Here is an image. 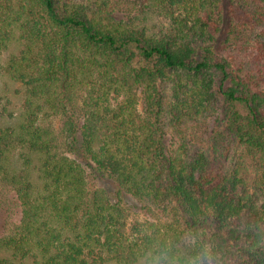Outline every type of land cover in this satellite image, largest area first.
<instances>
[{"label":"trees","instance_id":"trees-1","mask_svg":"<svg viewBox=\"0 0 264 264\" xmlns=\"http://www.w3.org/2000/svg\"><path fill=\"white\" fill-rule=\"evenodd\" d=\"M1 81L0 264H133L193 224L264 264V0H0Z\"/></svg>","mask_w":264,"mask_h":264},{"label":"clouds","instance_id":"clouds-1","mask_svg":"<svg viewBox=\"0 0 264 264\" xmlns=\"http://www.w3.org/2000/svg\"><path fill=\"white\" fill-rule=\"evenodd\" d=\"M133 264H226V257L214 235L193 224L154 227L134 253Z\"/></svg>","mask_w":264,"mask_h":264},{"label":"rangeland","instance_id":"rangeland-1","mask_svg":"<svg viewBox=\"0 0 264 264\" xmlns=\"http://www.w3.org/2000/svg\"><path fill=\"white\" fill-rule=\"evenodd\" d=\"M124 4H126V0H122ZM129 2H138L140 3L141 0H129ZM137 5V4H136ZM123 7L122 9L127 10L128 7H126L125 5H121L119 8ZM1 83V87H0V103L2 102V104L8 101V108L12 111L14 110L15 112H18V109L20 108V106L22 105L23 101V88L19 85V84H12V85H6L3 81L0 82ZM2 104H0V114L2 111ZM139 109L142 110L143 109V103L142 101H140L139 104ZM10 111H8V113H4V115L9 114ZM52 124H54V127L56 130L59 129L60 127V121L58 118H54L52 121H50ZM48 124V123H47ZM214 120L213 119H202L200 121H198L195 126H193V129L195 131H197L200 140L206 144L208 138L211 136L213 130H214ZM173 143L171 136H168V144ZM9 190V189H7ZM153 209V208H152ZM9 210H11L10 214L12 215V221H15L16 219L19 218V213H20V209L13 204H11V208H9ZM155 211L152 210V212H149V210H142L141 213H136L130 216L129 220L130 222L134 221V220H144L145 218H148L149 220H154V219H158L159 217L156 215V209H154ZM159 216L162 217L166 214L164 213H160L159 212ZM163 218V217H162ZM3 233V229L0 228V234Z\"/></svg>","mask_w":264,"mask_h":264}]
</instances>
